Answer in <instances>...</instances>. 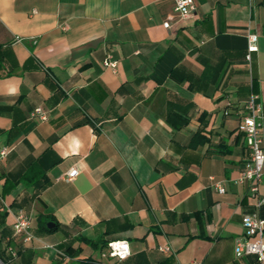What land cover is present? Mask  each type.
<instances>
[{"label":"crops","instance_id":"0c3cea01","mask_svg":"<svg viewBox=\"0 0 264 264\" xmlns=\"http://www.w3.org/2000/svg\"><path fill=\"white\" fill-rule=\"evenodd\" d=\"M195 2L182 21L175 0H0V191L35 235L0 203L8 264H257L234 243L255 211L238 128L255 98L264 131V0ZM114 240L130 258L102 256Z\"/></svg>","mask_w":264,"mask_h":264},{"label":"built area","instance_id":"2783aa9c","mask_svg":"<svg viewBox=\"0 0 264 264\" xmlns=\"http://www.w3.org/2000/svg\"><path fill=\"white\" fill-rule=\"evenodd\" d=\"M175 13L180 20L186 21L191 18L196 12L195 0H175ZM164 27L171 28V23L166 22ZM258 36L255 34L248 35V51L249 53L257 50ZM250 59V55H248ZM104 67L117 72L118 61L107 56L103 62ZM248 113L243 117L239 125L238 131L244 135L248 157L244 168L237 178L238 184L246 185L249 188V196L255 200L254 212L244 215L242 223L245 228L244 235L235 239L234 251L238 258L244 256H254L257 264H264V219L258 214V211L264 206V131L262 122V109L256 103L255 98H252L247 103ZM32 118H38L42 121L48 119V114L42 108H36L31 114ZM8 148L1 151V157L7 156ZM79 174L78 168L71 169L63 179L71 181ZM213 179V178H211ZM216 190L220 194L226 192V188L222 183L214 184ZM0 203L6 207L7 211L14 215L13 230L15 235H23L24 242L29 243L34 240L35 235L32 233L31 218L25 210L14 211L6 203L0 191ZM106 252L102 253L103 257L110 258L119 262L125 261L132 255L130 243L127 240H114L107 243ZM162 251H168V248H162ZM13 257L17 256L16 251L11 250ZM108 264H115L110 262ZM192 264H199L193 262Z\"/></svg>","mask_w":264,"mask_h":264},{"label":"trees","instance_id":"16d2710c","mask_svg":"<svg viewBox=\"0 0 264 264\" xmlns=\"http://www.w3.org/2000/svg\"><path fill=\"white\" fill-rule=\"evenodd\" d=\"M43 229L47 230V231H52L53 229H48L47 226H46V222H43V225H42ZM107 246V243L103 244V247H106ZM0 259L3 260V258L1 257L0 255ZM4 261V260H3ZM5 264H8L7 261H4Z\"/></svg>","mask_w":264,"mask_h":264},{"label":"water","instance_id":"95a60500","mask_svg":"<svg viewBox=\"0 0 264 264\" xmlns=\"http://www.w3.org/2000/svg\"><path fill=\"white\" fill-rule=\"evenodd\" d=\"M53 225H54V223H49V224H48V227L50 228V227H52ZM0 264H4V263L0 262Z\"/></svg>","mask_w":264,"mask_h":264}]
</instances>
